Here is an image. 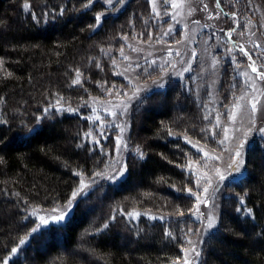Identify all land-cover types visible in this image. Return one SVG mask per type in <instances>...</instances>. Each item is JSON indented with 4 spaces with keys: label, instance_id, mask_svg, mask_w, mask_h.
Instances as JSON below:
<instances>
[{
    "label": "trees",
    "instance_id": "16d2710c",
    "mask_svg": "<svg viewBox=\"0 0 264 264\" xmlns=\"http://www.w3.org/2000/svg\"><path fill=\"white\" fill-rule=\"evenodd\" d=\"M168 22L150 0L113 10L104 0H0V264H176L182 256L199 226L187 191L196 177L185 168L200 156L192 142L219 138L193 88L172 78L134 101L124 175L96 176L114 160L118 130L93 103L125 83L116 61L126 40L168 39ZM77 70L81 83L73 84ZM245 164L225 184L197 264H264L261 137ZM83 178L95 183L72 216L32 232L38 210L67 202Z\"/></svg>",
    "mask_w": 264,
    "mask_h": 264
},
{
    "label": "rangeland",
    "instance_id": "374dc122",
    "mask_svg": "<svg viewBox=\"0 0 264 264\" xmlns=\"http://www.w3.org/2000/svg\"><path fill=\"white\" fill-rule=\"evenodd\" d=\"M150 2L152 10L155 7L153 12L157 18L162 17V12L169 18L167 30L172 29L169 38L155 41L127 39L116 61V73L125 83L120 87L115 86L118 89L106 97H97L93 104L102 108L115 127L119 125L125 129L121 133L116 127L117 137H122L124 145L130 105L147 91L164 87L172 78H178L184 85L193 88L198 102H203L204 109L214 115L219 138L208 147L192 142L200 156L190 159L185 167L196 177V190L192 192L195 196L193 216L199 226L196 233L187 238L182 256L175 263L184 264L185 259H188L189 264H197L202 240L212 230L206 228L208 217L219 218L225 184L233 178H239L246 170V151L253 139L261 137L264 141V132L260 131L264 128V79L260 78V74H264V4L261 0ZM123 3L112 0L111 4H105L113 10ZM241 47L248 55L240 51ZM252 67L257 72H253ZM137 92L138 96L135 95ZM252 102H258L257 108L260 110L256 113L252 112ZM124 104H127L126 111ZM233 115L234 119L231 118ZM241 144L243 148H240ZM238 150L244 160L240 173L230 167ZM125 151L126 146L115 151L114 160L102 177L115 175L114 169L125 168ZM205 153L208 155L205 156ZM221 175L226 179L221 181ZM93 180L83 178L90 185ZM204 188H208L207 193ZM197 196L207 203L198 202ZM66 203L40 209L38 216L48 218L59 214Z\"/></svg>",
    "mask_w": 264,
    "mask_h": 264
},
{
    "label": "snow or ice",
    "instance_id": "6c2138e0",
    "mask_svg": "<svg viewBox=\"0 0 264 264\" xmlns=\"http://www.w3.org/2000/svg\"><path fill=\"white\" fill-rule=\"evenodd\" d=\"M120 3H123L124 0H119ZM165 3L168 2V0H164ZM93 0H88V4H92ZM105 3L107 4H111L112 0H105ZM177 5H173V7H176ZM25 9H27L29 7V5L26 3L24 5ZM85 7H87V5H85ZM206 7V6H205ZM153 10L155 11V7L153 8ZM101 18H102V14H98L95 17L96 20V25H93V27H96L97 25L100 24L101 22ZM198 23V22H197ZM172 29L170 28L169 31H171ZM167 34V33H166ZM230 35V33H229ZM241 52H244L245 55H248V53L244 50L243 47L240 48ZM195 55V54H193ZM125 59H127V57H125ZM249 59H251V57L249 56ZM115 63V62H114ZM154 63V62H153ZM185 71H188V69H185ZM252 71L253 72H257V69L255 67H252ZM246 75V74H245ZM80 72L79 70H77V74H76V79L72 81L73 84H80L81 83V79H80ZM260 78L264 79V74H260ZM135 95H139V92H137ZM257 103L258 102H252L251 103V109L253 113H256L258 110L257 108ZM123 107L125 108V111L127 110V104H124ZM48 109H45V112H47ZM110 115H117L116 113H109ZM120 115H123V113H120ZM231 118H235V116L233 115V117ZM97 120H99V117L96 118ZM116 127H118L120 129V132L123 133L125 131V129L119 125H117ZM261 132H264V128L260 129ZM87 136H91V132L86 134ZM225 138L227 139V130H225ZM93 143L98 144L99 141L98 140H93ZM122 146H126L123 144L122 141V137H117L116 138V150L119 151L121 149ZM240 148H243V144L240 145ZM137 153L139 154V156L142 158L144 153L141 152L139 150V148H137ZM208 154L205 153V156H207ZM118 162V161H117ZM244 165V160L242 158V153L241 151H237L236 152V156L235 159L233 160L232 165H230V167L233 169L234 172L236 173H240L241 169ZM115 175L112 176H107L105 178L116 181L118 180L120 177L123 176L124 172L126 171V168L121 167L119 170H115ZM77 175H79V173H77ZM96 176H103L102 173H96ZM226 177L224 176H220V180L223 181L225 180ZM92 183H95V180L92 181ZM90 187V184L85 183L83 180H81L80 182V186L77 190L73 191L71 198L67 201L66 205L63 206V208L61 210H59V214L56 215H50L48 218H44V217H40V223L36 226V228L32 229V232H36L37 230H39L40 228L46 227V226H59L62 225L66 220H68L72 214H73V209L75 207V204L77 202V198L83 194L88 188ZM189 194H193L191 189L187 190ZM204 192L207 193L208 192V188H204ZM197 201L198 202H203V203H207L206 200L201 201V198L199 196H197ZM241 203H243L241 201ZM57 210H54V212ZM198 211V209H197ZM239 211V209H238ZM33 215H35V213H33ZM129 215H139L138 213H129ZM181 215H183V213H181ZM217 224V219L213 216H209L208 217V221L206 224V228L207 229H213L214 227H216ZM170 235V233H169ZM26 239V238H25ZM25 239H22L20 241L21 244L25 243ZM17 251V249L13 248L12 252L15 253ZM192 251H195V249H192ZM197 256H199V252L196 253ZM4 264H8L7 259L4 261ZM184 264H189V260L185 259Z\"/></svg>",
    "mask_w": 264,
    "mask_h": 264
},
{
    "label": "bare ground",
    "instance_id": "6f19581e",
    "mask_svg": "<svg viewBox=\"0 0 264 264\" xmlns=\"http://www.w3.org/2000/svg\"><path fill=\"white\" fill-rule=\"evenodd\" d=\"M142 96V95H141Z\"/></svg>",
    "mask_w": 264,
    "mask_h": 264
}]
</instances>
